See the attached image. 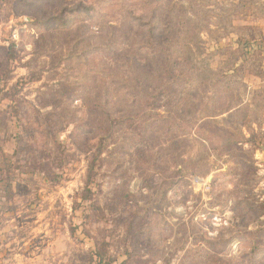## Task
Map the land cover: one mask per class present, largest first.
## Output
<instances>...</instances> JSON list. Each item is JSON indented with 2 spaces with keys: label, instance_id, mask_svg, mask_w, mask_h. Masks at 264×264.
Listing matches in <instances>:
<instances>
[{
  "label": "rangeland",
  "instance_id": "374dc122",
  "mask_svg": "<svg viewBox=\"0 0 264 264\" xmlns=\"http://www.w3.org/2000/svg\"><path fill=\"white\" fill-rule=\"evenodd\" d=\"M100 259L264 264V0H0V264Z\"/></svg>",
  "mask_w": 264,
  "mask_h": 264
},
{
  "label": "trees",
  "instance_id": "16d2710c",
  "mask_svg": "<svg viewBox=\"0 0 264 264\" xmlns=\"http://www.w3.org/2000/svg\"><path fill=\"white\" fill-rule=\"evenodd\" d=\"M88 192H90V191H88ZM100 264H113V263H111V262H107V261H105V260H103V259H100Z\"/></svg>",
  "mask_w": 264,
  "mask_h": 264
},
{
  "label": "built area",
  "instance_id": "2783aa9c",
  "mask_svg": "<svg viewBox=\"0 0 264 264\" xmlns=\"http://www.w3.org/2000/svg\"><path fill=\"white\" fill-rule=\"evenodd\" d=\"M13 39L16 41V40H18V33H17V31H15L14 33H13Z\"/></svg>",
  "mask_w": 264,
  "mask_h": 264
}]
</instances>
